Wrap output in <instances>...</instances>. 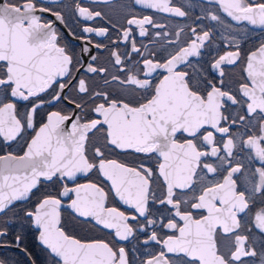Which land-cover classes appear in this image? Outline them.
I'll return each instance as SVG.
<instances>
[{"label": "snow or ice", "instance_id": "6c2138e0", "mask_svg": "<svg viewBox=\"0 0 264 264\" xmlns=\"http://www.w3.org/2000/svg\"><path fill=\"white\" fill-rule=\"evenodd\" d=\"M132 2L200 14L170 32L128 10L114 39L85 23L104 14L83 0L72 5L79 32L40 0H0V144L24 141L22 154L0 153V237L7 213L35 197L19 219L41 255L14 240L28 264H264V40L244 57L237 38L264 30V0ZM241 64L232 80L227 67ZM65 208L85 235L67 230Z\"/></svg>", "mask_w": 264, "mask_h": 264}, {"label": "flooded vegetation", "instance_id": "af4514ba", "mask_svg": "<svg viewBox=\"0 0 264 264\" xmlns=\"http://www.w3.org/2000/svg\"><path fill=\"white\" fill-rule=\"evenodd\" d=\"M75 0H40V3L43 6H50L54 10L61 11L65 17L66 21L68 23V28L74 29L75 31L79 32V29L82 25H78L76 23L77 17H75L72 14V5L74 4ZM173 2L177 5H185L188 3V0H173ZM204 2V0H192V3L196 5H200ZM83 3L88 5L90 4L95 10L101 11L104 14V18H97L93 21H87L85 23L95 26V27H109L110 28V34L115 39L117 33L115 29H111V24L115 23L117 25L122 24L123 21V15L126 11L131 10L137 15H147L151 14L154 16V18L160 22L166 24L167 30L170 32H174L178 27H183L185 24L191 25L193 23V20L196 15L200 14V7H194L193 9H185L190 11V15L187 18H178L174 16H170L167 13H159V12H153L149 9H143L138 5H134L132 0H115V4L119 5H127L128 8L125 10H121L120 8L114 6V4H106L103 3L102 0H83ZM45 19L54 20V17L50 16L48 13L42 14ZM109 18H111V22L109 21ZM204 23H208V21H205ZM234 23V22H233ZM58 29L67 36V29L64 28V26L59 25L57 23ZM239 27H245L243 25ZM248 32L245 34L244 32H240L239 36L237 37L240 41L241 45V51L242 56L246 57L249 51L255 50L256 47L259 46V43L261 40H264V30H261L260 28H252V26H247ZM223 31L218 30L214 33L213 41H212V47L211 51L213 54L216 52H222L224 50L225 41L221 39L220 32ZM172 39H175L174 36L170 37ZM69 39H71L69 37ZM138 46L139 43L142 41L145 44H148V40L146 38H141L136 36ZM187 37L182 34L180 37V42L182 43L184 40H186ZM96 41H104L107 43V40L104 37H95ZM73 47L75 48V51L78 53L80 50V42L79 41H73L72 42ZM151 46V45H149ZM124 49V45H120V50ZM172 48H169V51H171ZM108 52L103 51L99 54V64L106 65L108 62ZM204 59H208L207 56L204 57ZM243 65L240 66H228L227 71L229 73V76L232 80L239 79L241 75ZM115 71V69H113ZM98 79V78H97ZM102 83V81H101ZM115 87V85H113ZM48 111L55 110L53 108L47 109ZM41 117L37 118V128L39 127ZM34 135V132L32 130H29L25 134V139H30V137ZM24 144V141L21 140L19 144L13 143L11 148H5L2 144H0V153L3 151H13V152H20L22 154V145ZM122 158V157H121ZM255 166H259V163L256 162ZM79 182L83 183L86 182L84 179H81ZM35 202V197L32 198L31 202H17L15 208L13 211H9L7 213L8 218H10V227L8 230V235L5 237H0V243L12 245V247H0V257L6 258L9 261V264H28V257L25 256L19 249L15 248L14 246V240L17 233H20L23 237L22 239V247L28 248L29 251L33 253V257H37L41 255L40 252V246L35 240V230L32 229L30 226L25 225L23 228H21V222H20V216H22L21 209L24 208H31L33 206V203ZM259 207V205H257ZM74 214L72 213L71 209L65 208L62 210V221L65 223L67 230L72 232L73 234L77 236H83L86 233L81 230L79 223L77 220L73 219ZM89 234L91 233V230H89ZM99 235V234H97ZM149 250H152L151 247ZM143 251V249H141ZM135 258L139 259V254H135ZM258 264V262H257Z\"/></svg>", "mask_w": 264, "mask_h": 264}]
</instances>
